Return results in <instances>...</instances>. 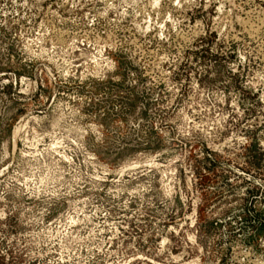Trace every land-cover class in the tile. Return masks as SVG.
I'll return each mask as SVG.
<instances>
[{"label":"rangeland","instance_id":"374dc122","mask_svg":"<svg viewBox=\"0 0 264 264\" xmlns=\"http://www.w3.org/2000/svg\"><path fill=\"white\" fill-rule=\"evenodd\" d=\"M0 264H264V0H0Z\"/></svg>","mask_w":264,"mask_h":264}]
</instances>
